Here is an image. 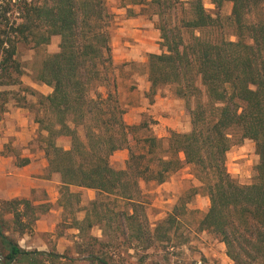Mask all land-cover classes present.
Here are the masks:
<instances>
[{"label":"trees","instance_id":"16d2710c","mask_svg":"<svg viewBox=\"0 0 264 264\" xmlns=\"http://www.w3.org/2000/svg\"><path fill=\"white\" fill-rule=\"evenodd\" d=\"M210 1L214 12L204 0H121L158 16L162 53L149 55L148 80L153 91L170 88L184 100L191 119L190 131L162 139L140 135V125L125 122L107 0H0L1 78L19 72L17 43L41 47L60 37L59 52L43 61L36 79L53 92H29L37 97L36 121L47 134L41 138L50 172L60 174L66 188L97 191L84 220L74 221L79 240L64 254L22 248L9 232L32 230L36 209L28 200L6 202L13 219L9 231L0 215V264H143L146 251L170 241L179 215L200 192L210 207L199 230L219 238L234 264H264V0ZM226 4H232V33L223 25ZM62 137L70 139V149L58 146ZM244 140L255 143L259 157L248 185L226 165L230 149ZM121 150L129 157L116 170L111 158ZM184 165L200 186L153 228L140 200L141 183L163 184ZM94 227L104 238L122 241L98 239L90 234ZM121 246L134 251L137 261L126 263Z\"/></svg>","mask_w":264,"mask_h":264},{"label":"crops","instance_id":"0c3cea01","mask_svg":"<svg viewBox=\"0 0 264 264\" xmlns=\"http://www.w3.org/2000/svg\"><path fill=\"white\" fill-rule=\"evenodd\" d=\"M182 1L190 2L192 0ZM121 4L112 9L113 20L110 33L118 92L126 108L125 122L131 126L138 125L142 116L148 113L155 121L158 138L165 139L172 131L178 133L189 131L190 123L189 121L185 123L184 100L175 97L172 93L165 92L163 88H158L152 93L148 79H146V83L144 79L142 81L144 84L139 86L140 74L133 70L134 66L145 67L149 55L162 53L158 16L142 14L139 6H122ZM26 85L28 92L32 90L44 96L53 92L52 87L38 81ZM134 96H141V101L137 103L126 102L127 97ZM33 104L37 105V101H33ZM33 109L30 102L7 105L1 119V124L5 126V129L0 137V215L5 221H7L6 218L10 217L9 223H12L13 216L4 210V204L14 199L30 201L33 208L36 209L35 216L37 218L32 230L18 233L12 229L11 232L20 235L22 242H25L26 238H33V243L42 246V248H37L38 251L57 253L56 250H48L47 244L41 242L40 239L43 236H50L54 239L56 230L64 221L68 226L67 229L73 231L71 235L72 245L68 248L72 247L74 241L79 240L74 238V236L79 235V230L73 225L74 221L84 220L86 208L96 200L97 191L74 186L66 188L62 184L60 174L50 172L44 146L39 142L41 133L47 134L40 131V126L36 121L37 113ZM60 141H67L68 145L66 147L60 146L58 144ZM57 144L65 150L71 147L70 139L65 137L59 138ZM117 155L122 158V168L124 169L129 157L128 151L121 150L113 156ZM159 185L161 188L162 185ZM27 217L24 221L28 220ZM95 228H98L102 233L99 227H94L90 231L91 235ZM60 236L59 242L62 236L67 237L66 234L63 235L62 233ZM96 238L100 239V236ZM31 246L32 243L30 242L26 245L27 248L21 247L30 250ZM219 248L224 254L215 250L206 254L214 258L224 255L228 259L225 252L226 246L220 243ZM209 264L218 263L213 261Z\"/></svg>","mask_w":264,"mask_h":264},{"label":"rangeland","instance_id":"374dc122","mask_svg":"<svg viewBox=\"0 0 264 264\" xmlns=\"http://www.w3.org/2000/svg\"><path fill=\"white\" fill-rule=\"evenodd\" d=\"M210 2V0H204L206 8L214 12L215 6ZM107 3L111 12L113 13L112 9L120 5L121 0H107ZM231 9L232 4H226L222 10V17L225 19L223 21V25L227 33L233 32V28L229 20ZM15 18L16 15L13 16V19ZM232 40H235V38L232 37ZM59 44L60 37L58 36L52 37L49 44L43 45L41 47H34L33 45L25 44L22 42L17 43L15 60L19 65V72L10 70L8 74L11 75V78H8V74L3 78L0 77V137L2 136L5 129V126H2L1 124V119L4 114L1 111L2 109L6 111L7 105L30 102V104L33 105L34 112L37 113V110L39 108L37 105L33 104V101H37V97H34L32 94H30V92L26 90V88L28 87L26 84L36 81L43 61L47 57L59 52ZM133 70L140 74L141 81L139 82V86L144 84V82H142L144 81V79L146 83V79H148L146 67L134 66ZM15 80L18 81L17 84H8L10 81ZM163 89L165 92L171 93L170 88ZM151 91L152 93L155 92L153 90ZM24 99L25 101H23ZM140 101L141 96L127 97L126 99L127 103H137ZM188 121L190 123V131L191 119L186 114L185 123H188ZM138 125L142 127L140 135L147 134L157 137L155 121L148 113H145L142 116L141 122ZM39 142L40 144H42V146H44L43 139L41 137H39ZM58 144L60 146L66 147V145H68V142L60 141ZM258 162L259 157L256 152L255 143L251 140H244L241 143L235 144L230 149L227 155L226 165L229 173L233 177L238 179L241 184L248 185L252 182L254 168L256 167ZM111 165L116 170L123 169L122 158L120 157V155L113 156L111 158ZM161 185L162 187L160 188V185L156 183H141L142 192L140 200L145 203L144 211L148 217L149 223L153 228L173 211L174 207L178 204L180 197H188L191 194V189L193 187H199L200 183L194 177L192 167L184 165L182 169L172 173L168 177L167 181ZM209 207L210 200L205 192H200L199 194L192 197L190 202L184 208L183 212L179 215V219L174 224V227L170 234V241L157 242L154 247L146 251V253H144V255H146V259L143 264H197L199 261H202L203 264H209L213 261L218 264H234V262L228 256L227 257L229 260L225 258L224 255L214 258L206 254L212 250L224 254V252H222V250H220L219 248L220 243H222L220 239L211 233L200 231L198 227L199 221L203 218ZM6 220L8 221L10 231L12 223L9 222L11 221V219L9 217L6 218ZM67 227V224L63 221L60 224L59 228L56 230V237L54 239L50 238V236H43L40 241L47 244L48 250H56L58 251L57 253H64L65 250L72 245L71 235L73 231L67 229ZM61 233L63 235L66 234L67 237L65 238L67 239L62 236V239L59 242ZM9 235L11 237H14V239L24 248H27L26 245L31 242V251L38 250L37 248H42V246L36 245V243L32 242L33 238H26L25 242H22L20 235H18L17 233H12L10 231ZM92 235L96 237L100 236L101 240L105 239L107 241L113 242L114 244L122 241V238H119L118 240H115V238H104L98 228H95L92 231ZM2 253L3 250L0 246V263L3 259ZM120 253L122 259H124L126 263L137 261L138 257H136L135 252H128V250L125 249V246L120 247ZM131 255H133L134 257H132ZM141 255H143V252L140 253V256ZM80 263L84 264L83 261ZM21 264L27 263L23 262Z\"/></svg>","mask_w":264,"mask_h":264},{"label":"built area","instance_id":"2783aa9c","mask_svg":"<svg viewBox=\"0 0 264 264\" xmlns=\"http://www.w3.org/2000/svg\"><path fill=\"white\" fill-rule=\"evenodd\" d=\"M197 264H203V262L202 261H199Z\"/></svg>","mask_w":264,"mask_h":264}]
</instances>
